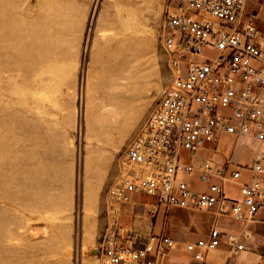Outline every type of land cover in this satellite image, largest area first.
Wrapping results in <instances>:
<instances>
[{"label":"rangeland","instance_id":"374dc122","mask_svg":"<svg viewBox=\"0 0 264 264\" xmlns=\"http://www.w3.org/2000/svg\"><path fill=\"white\" fill-rule=\"evenodd\" d=\"M180 1L0 0V264H100L107 191L172 82L161 39Z\"/></svg>","mask_w":264,"mask_h":264},{"label":"built area","instance_id":"2783aa9c","mask_svg":"<svg viewBox=\"0 0 264 264\" xmlns=\"http://www.w3.org/2000/svg\"><path fill=\"white\" fill-rule=\"evenodd\" d=\"M251 4L264 8V0H181L166 14L161 45L172 82L127 147L121 180L107 191L101 264H163L175 249L166 230L143 240L122 226L123 209L144 196L152 200L151 219L162 207L212 215L207 235L186 244L193 264H207L224 241L234 256L249 250L250 232L224 235L222 223H264V49ZM209 49L215 57L205 56ZM222 137H231L233 148L215 163L208 152ZM240 142L253 154L249 165L232 158ZM230 185L238 198L227 194Z\"/></svg>","mask_w":264,"mask_h":264},{"label":"crops","instance_id":"0c3cea01","mask_svg":"<svg viewBox=\"0 0 264 264\" xmlns=\"http://www.w3.org/2000/svg\"><path fill=\"white\" fill-rule=\"evenodd\" d=\"M258 10L257 22L262 37L259 40V44L264 49V8H260L257 4H251L249 11ZM234 140L231 137H222L217 145L216 151L208 152V155L215 163H223L225 158L230 154L233 148ZM227 143V145H225ZM235 162L249 165L253 160L252 152L240 142L235 152L232 155ZM245 175L247 176L245 178ZM249 174H244V179L247 180ZM234 186V185H230ZM238 189V187L236 186ZM138 202L131 205H127L123 209L122 223L124 228H133L144 237L150 234L160 235L163 227L169 223V233L176 242L175 249L171 252L169 257L163 264H193L191 255L186 251L185 247L188 242H195L205 236L208 232L205 227L200 223L198 214H207L210 217L212 215L209 212H187L182 210H167L162 207L158 215L154 220L149 219L147 215V205L152 202L148 197H135ZM139 205H144L143 207ZM141 207V208H140ZM143 208V209H142ZM185 212L189 215L190 220L188 225L181 224V214L178 212ZM141 212L140 218H136L135 213ZM194 214V215H192ZM135 215V216H134ZM162 221L160 226H157L158 218ZM259 220L264 221V216H258ZM173 222V224H172ZM175 225V228L174 226ZM183 225V228L180 226ZM177 229V231H176ZM181 230V231H180ZM248 230L252 236V240L248 242L249 250L242 252L239 255H233L231 249L224 241L223 245L215 252L211 253L207 258V264H264V223L246 225L244 221H236L234 219H226L222 223V233L224 235H238L241 231ZM180 231V232H179ZM258 238L259 243H255V239Z\"/></svg>","mask_w":264,"mask_h":264},{"label":"bare ground","instance_id":"6f19581e","mask_svg":"<svg viewBox=\"0 0 264 264\" xmlns=\"http://www.w3.org/2000/svg\"><path fill=\"white\" fill-rule=\"evenodd\" d=\"M145 126V125H144ZM125 157V156H124ZM125 164V160L123 161V165ZM100 264H101V259H100Z\"/></svg>","mask_w":264,"mask_h":264}]
</instances>
